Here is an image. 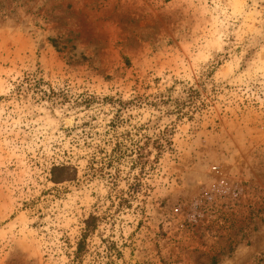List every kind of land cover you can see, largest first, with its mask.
<instances>
[{
  "label": "rangeland",
  "instance_id": "obj_1",
  "mask_svg": "<svg viewBox=\"0 0 264 264\" xmlns=\"http://www.w3.org/2000/svg\"><path fill=\"white\" fill-rule=\"evenodd\" d=\"M0 264H264V0H0Z\"/></svg>",
  "mask_w": 264,
  "mask_h": 264
},
{
  "label": "trees",
  "instance_id": "obj_2",
  "mask_svg": "<svg viewBox=\"0 0 264 264\" xmlns=\"http://www.w3.org/2000/svg\"><path fill=\"white\" fill-rule=\"evenodd\" d=\"M85 223H86V226L83 229L81 238L78 240L77 246H76V251H75L76 260L79 259L80 255L83 253V251L85 249L87 236L90 235L95 229V226H96L95 217L94 216H90L85 221Z\"/></svg>",
  "mask_w": 264,
  "mask_h": 264
}]
</instances>
